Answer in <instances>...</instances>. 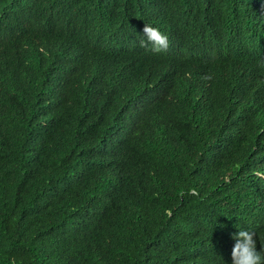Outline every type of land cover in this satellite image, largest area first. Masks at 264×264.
Here are the masks:
<instances>
[{"label":"trees","instance_id":"trees-1","mask_svg":"<svg viewBox=\"0 0 264 264\" xmlns=\"http://www.w3.org/2000/svg\"><path fill=\"white\" fill-rule=\"evenodd\" d=\"M260 166L264 0H0V264H231Z\"/></svg>","mask_w":264,"mask_h":264},{"label":"clouds","instance_id":"clouds-1","mask_svg":"<svg viewBox=\"0 0 264 264\" xmlns=\"http://www.w3.org/2000/svg\"><path fill=\"white\" fill-rule=\"evenodd\" d=\"M142 36L144 39L140 41L141 46H150L154 52L168 49L169 38L158 27L145 24ZM252 171L257 179L264 180V166L256 167ZM233 239L235 243L231 251V264H264V246L257 250L254 233L239 230L233 235Z\"/></svg>","mask_w":264,"mask_h":264}]
</instances>
